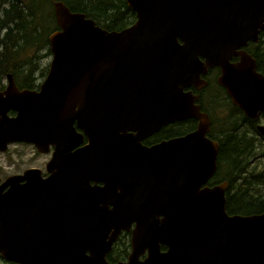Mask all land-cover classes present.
Returning <instances> with one entry per match:
<instances>
[{"label": "water", "instance_id": "95a60500", "mask_svg": "<svg viewBox=\"0 0 264 264\" xmlns=\"http://www.w3.org/2000/svg\"><path fill=\"white\" fill-rule=\"evenodd\" d=\"M126 4L135 13L133 23L107 30L84 13L70 10L63 1L54 2L59 29L48 36L51 60L39 90H19L9 77L5 96L0 94V150L17 139L38 146L46 142L37 139L48 137L55 143V161H65L56 171V181L65 187L55 188V208L81 194L92 200H119L126 207L139 200L162 199V228L156 231L168 250L157 254L156 245L151 244L150 250H155L147 259L140 262L133 252L125 264H264V211L230 215L224 207L225 184L201 188L216 168L218 144L205 135L207 115L183 92L191 83L204 82L201 72L218 66V84L234 105L250 118L264 111V74L256 69L255 58L239 49L249 41H259L264 30V0H126ZM233 56L239 60L231 61ZM6 108L17 111L16 116L9 117ZM133 113L142 119L127 126ZM170 113L196 118V129L139 154L134 138L128 172L124 148L130 139L120 131L158 129L172 120L166 116ZM74 122L89 143L72 150L82 136ZM256 131L264 138V125L258 124ZM97 149L117 154L118 167L106 170L104 163L91 164L89 157ZM147 156L155 174L162 177V191H128V173L141 179ZM72 173L98 174L105 178V186L70 188L62 180ZM118 175L124 189L115 195L110 183ZM1 187L0 255L14 264H80L78 256L84 264H107L103 259L84 258L80 251L85 240L70 234L59 219L49 221L48 233L45 230L42 235L34 234L42 222L18 220L22 233L17 228L12 235L9 223L15 222L3 213L9 195H2ZM30 193L18 190L15 196L25 201ZM157 207L146 205L143 231L157 224L155 218L161 214ZM121 213L127 217L126 211Z\"/></svg>", "mask_w": 264, "mask_h": 264}, {"label": "flooded vegetation", "instance_id": "af4514ba", "mask_svg": "<svg viewBox=\"0 0 264 264\" xmlns=\"http://www.w3.org/2000/svg\"><path fill=\"white\" fill-rule=\"evenodd\" d=\"M7 1L10 2L11 0ZM1 2L2 0H0V42L2 43L1 39L5 38L8 30L12 29L14 26L6 24L4 0L2 4L3 9H1ZM261 32L259 33L258 42L249 41L239 49L248 51V48L252 47L254 53L257 54L260 52V46L262 45L260 43L262 40ZM0 51L5 55V46L3 50L0 45ZM249 53L256 60L253 53ZM238 60L239 56H233L231 59L233 62ZM19 68V66H16L15 69H17V71H12V73L0 71V94L2 96H5L4 91L8 85L9 77L13 79L19 90L29 89L38 91L40 84L46 77L48 71V68L47 70L46 68H43L39 73H36V71L32 73L20 72ZM256 69L258 70L257 63ZM219 75L220 68L218 66L209 67L204 72L200 73V78L203 79L204 82L197 81L196 83H191L190 85L183 87V92L190 94L192 96L193 104L198 106L199 110L207 115L209 129L205 135L208 139L218 144L216 168L207 178L206 182L201 185V188H210L219 184H225L224 207L226 210L227 189L231 187L232 190H234L243 188L247 185V176L251 161H245V158L242 157L235 158L233 152L232 156V154H230L231 149H229V146L225 144L222 146L224 142H227V137L225 135L233 130L245 134V131L250 130L252 126L254 127V129H251L252 132L254 130L256 131V126L258 124L264 125V111H260L255 118L246 116L238 106L232 103L226 89L218 84ZM213 88H216L217 91H212ZM229 103L231 105H229ZM7 105H12V103H7ZM180 109L181 105L177 110L180 111ZM241 113L244 114V116L241 115ZM6 114L9 117H15L17 111L12 108H6ZM166 116L172 118V120L165 124H161L158 129L152 131H149V128L144 127H138L136 129L130 128L125 131H120V134H126L128 139H130L124 148V154L128 158V172H130V164L132 166L135 148L134 138L138 140L139 148L137 146V154H139L142 151H147V148H151L154 145L193 132L198 125V120L193 117L182 118L181 115L179 116L177 113L176 116H174L173 113L167 114ZM222 116H224L227 121L233 118V126L231 127L227 126L228 124H222L220 122ZM141 119L140 115H136L135 113L130 114V117L127 119V126H133L137 122H140ZM73 125L76 132L82 136L80 137L78 145L72 150L86 147L89 143L88 137L82 128L77 127L75 122ZM258 137L261 136L258 135ZM36 141L46 142V145L39 144L36 146L32 142L17 139L6 142L4 148L0 150L1 194L4 196L9 195L8 199L6 198L7 200L5 207L3 208V213L4 216L7 214L5 217L10 216L15 222L12 226L9 223V226L11 227L9 232L12 235L17 228L20 234L22 233V228L18 227V220L42 222L40 226L35 229L34 233L36 235H42L45 234L46 231L48 233L49 221L59 219L65 224V227L70 234L85 240L82 243L83 246L81 245L80 254H84V256L91 261L94 260V262L103 259L107 264H125L129 261L130 255L133 252L138 255V261L142 262L147 259L149 253L154 252L155 249V252L157 251V254L160 255L168 250V246L162 243V234L156 231L162 228V199L159 201L139 200L133 203H128V206L126 207V204L120 203L119 200H92L91 198L89 199V197L87 198L86 194H81L75 201H69L68 203L61 204L62 206L60 205L58 208H55L53 201L55 188L65 187V185L56 181V171L61 164H65V161H55L54 154L56 145L53 141H50L48 137H41ZM117 156V154L103 153L97 149L96 154L89 157V162L91 164L94 162L104 163L106 170L111 167L112 169H115L119 165V161L115 159ZM254 156L255 161L258 162L259 157H256V152H254ZM149 158L150 157L147 156L141 167L140 171L143 172L141 179L135 180L129 176L130 173H128V186L126 188L128 191L130 189L132 191L135 188L150 189V191L151 189L162 191V177L155 174ZM230 158L234 160L233 163H230ZM253 163L254 161L252 160V164ZM77 179L80 180L78 181ZM116 179H113V183H110V189L115 195L120 192L121 188L124 189V187H120L119 185V175ZM62 182L68 183L70 188L82 190H97V188L105 186V178L103 179L95 173H89L88 175L85 174L84 176L78 173H72L70 177L64 178ZM18 190H29L31 193L25 201H20L16 199L15 196V192ZM5 193L7 195H5ZM9 200H11V202ZM146 205L152 207L158 206L157 210L159 209L161 211V214L155 218L157 224H152L150 227L151 230L148 232L143 231L144 226L142 224L144 220L142 214ZM103 210L107 213H105L106 215L103 214ZM227 210L226 212L228 214H234ZM122 211L127 212V217L121 213ZM22 212L25 214L23 218ZM55 214H57V216H55ZM109 214L115 215L110 217ZM151 244L156 245V248L150 250ZM2 263L14 264V262L0 255V264Z\"/></svg>", "mask_w": 264, "mask_h": 264}, {"label": "trees", "instance_id": "16d2710c", "mask_svg": "<svg viewBox=\"0 0 264 264\" xmlns=\"http://www.w3.org/2000/svg\"><path fill=\"white\" fill-rule=\"evenodd\" d=\"M43 1L48 3V12L43 9ZM57 0H4L5 22L12 23L14 27L9 29L5 38L1 39L5 44V57L11 61H18L15 53L8 50L7 45L17 47V51L23 59L22 54L25 47H29L31 54L37 51H49L48 36L53 31L59 29L56 20L53 4ZM70 10L84 13L87 17L92 18L96 24L107 30H120L131 23L135 19V13L126 4V0H61ZM17 30V38H16ZM19 32L21 34H19ZM22 38V42L18 43V39ZM263 40L260 41V52H253L252 47L248 51L256 57L258 71L264 74V30L261 32ZM25 62L31 63V57L27 56L23 59ZM19 62V61H18ZM35 64L29 66L31 72L35 69ZM47 70V67H46ZM17 71V69H13ZM44 71V70H43ZM229 105H231L229 103ZM264 114V113H263ZM244 116V114L241 113ZM251 129H254L252 126ZM231 131L225 136L227 142L222 146L228 145L235 158L242 157L245 161L250 160L249 172L247 176V185L243 188L232 190L231 187L226 191L227 211L235 214H253L264 211V172L263 168L258 167L255 161L254 148L258 140L264 142L263 137H258L256 131ZM227 130V129H226ZM229 139V140H228ZM264 146V144H263ZM233 152V153H232ZM230 163L234 162L230 158ZM252 160L254 163L252 164ZM262 184L263 189L258 188V183ZM239 190V191H238Z\"/></svg>", "mask_w": 264, "mask_h": 264}, {"label": "rangeland", "instance_id": "374dc122", "mask_svg": "<svg viewBox=\"0 0 264 264\" xmlns=\"http://www.w3.org/2000/svg\"><path fill=\"white\" fill-rule=\"evenodd\" d=\"M2 4H3V0L1 2V9H3ZM42 5H43L42 6L43 9L46 10V12L49 14V12H48V8H49L48 3L43 1ZM8 25L9 26L10 25L14 26V24H12V23H9ZM19 34H21V33L19 32ZM21 42H22V38L20 37L18 39V43H21ZM0 45L3 48V50H4L5 44H2L0 42ZM7 48H8V50L11 51V53H15L16 52V55L18 57V61L19 62H12L11 60L6 59L4 53L2 51H0V71H6V72H11L12 73L13 69L16 66H19L20 67L19 68L20 72H29L28 71V67L30 65L33 66V63L36 66H35V69L31 71V73L35 72V71H36V73H39V72H41V70L43 68H46V67L48 68V65H49L50 60H51V53H48L47 51H44V52L43 51H37L34 54H31V50H29L30 48L29 47H25L24 50H23L22 57L24 59V57L30 56L32 60H31V63H28V62H25L23 59H21V57H20V55H19V53L17 51V47H15V48L11 47L10 44H8ZM212 91H217V89L213 88ZM220 122L222 124H228L227 126H231V127L234 124L233 118L229 119L227 121V119L224 116L221 117ZM263 144H264L263 141L258 140L256 142L255 148L253 150H254V152H256V157H259L258 162H256V163H258V167L264 169V146H263ZM263 172H264V170H263ZM257 186H258V188L261 187V189H263V186H262V184H260V182L258 183Z\"/></svg>", "mask_w": 264, "mask_h": 264}, {"label": "bare ground", "instance_id": "6f19581e", "mask_svg": "<svg viewBox=\"0 0 264 264\" xmlns=\"http://www.w3.org/2000/svg\"><path fill=\"white\" fill-rule=\"evenodd\" d=\"M84 252V251H83ZM78 254V253H77ZM78 256V255H77ZM86 256H84V258H85ZM74 260V259H73ZM78 261H79V263L80 264H84L85 263V260L83 259V257H81V256H78ZM93 262H94V260H93Z\"/></svg>", "mask_w": 264, "mask_h": 264}]
</instances>
